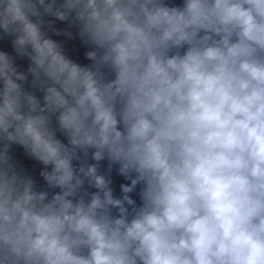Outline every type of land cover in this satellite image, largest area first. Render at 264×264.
Returning <instances> with one entry per match:
<instances>
[{"label": "clouds", "instance_id": "1", "mask_svg": "<svg viewBox=\"0 0 264 264\" xmlns=\"http://www.w3.org/2000/svg\"><path fill=\"white\" fill-rule=\"evenodd\" d=\"M0 264H264V0H0Z\"/></svg>", "mask_w": 264, "mask_h": 264}]
</instances>
